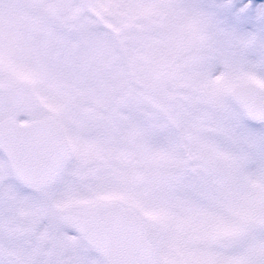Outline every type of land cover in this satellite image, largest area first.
<instances>
[{
    "label": "snow or ice",
    "instance_id": "6c2138e0",
    "mask_svg": "<svg viewBox=\"0 0 264 264\" xmlns=\"http://www.w3.org/2000/svg\"><path fill=\"white\" fill-rule=\"evenodd\" d=\"M0 264H264V0H0Z\"/></svg>",
    "mask_w": 264,
    "mask_h": 264
}]
</instances>
